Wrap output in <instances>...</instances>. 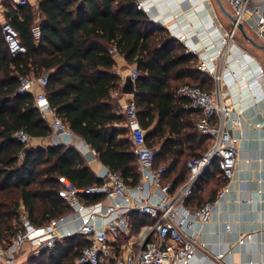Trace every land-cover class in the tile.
<instances>
[{
  "label": "trees",
  "instance_id": "trees-1",
  "mask_svg": "<svg viewBox=\"0 0 264 264\" xmlns=\"http://www.w3.org/2000/svg\"><path fill=\"white\" fill-rule=\"evenodd\" d=\"M37 2L41 28L38 42L31 33L37 23L33 7L28 3L15 9L9 0H3L5 22L16 29L27 51L15 57L10 54L0 23V243L8 242L18 232L21 206L37 228L72 212L58 194L59 177L81 188L103 184L75 149L28 148L13 137L20 129L31 138L52 134L47 120L34 106V96L17 93L22 76L49 75L46 91L51 106L69 129L95 150L100 161L121 174L130 186L139 183V173L126 137V118L117 113L111 97V91L120 84V78L110 74L115 66L111 49L139 71L134 96L138 119L147 130L149 146L161 145L155 166L172 160L165 180L182 184L189 174L187 161L202 156L205 152L201 147L209 145V140L195 129L191 119L194 112L187 109L188 102L175 95L181 82L209 92L206 85L210 80L194 70V56L185 55L184 47L165 28L137 9L136 0ZM155 121L157 126L148 132ZM102 196H93L90 202L96 203ZM132 219L135 232L149 223L145 216L133 215ZM87 245L83 236L67 237L24 264H77Z\"/></svg>",
  "mask_w": 264,
  "mask_h": 264
},
{
  "label": "built area",
  "instance_id": "built-area-1",
  "mask_svg": "<svg viewBox=\"0 0 264 264\" xmlns=\"http://www.w3.org/2000/svg\"><path fill=\"white\" fill-rule=\"evenodd\" d=\"M9 1L15 9L29 3V0ZM225 1L231 9L235 23H232L230 32H224L212 41V46L215 45L213 47L220 46L216 51L208 50L207 47L204 52L193 48L186 43L185 36L178 39L184 43L186 54L198 58L196 69L212 77L214 82V87L209 92L191 85H182L176 91L175 96L178 99L188 102L187 109L199 115L196 130L209 140V147L202 156L187 161V179L176 185L173 180H165L169 165L155 166L159 149L149 146L147 142V130L138 119L135 94L122 112L126 118L131 150L136 157L139 173V183L133 189L135 195L130 192L121 174L110 169L105 170V182L102 185L86 188L78 187L66 177H59V196L72 209L74 215L83 219L79 229L74 232L63 230L65 217L37 228L30 222L24 207L21 206L18 232L8 242L0 243V264H20L17 255L26 245H31L34 252L40 253L52 250L63 239L75 235L83 236L88 242L81 250L77 264H192L198 246L195 227L197 224H208L216 205L230 193V183L235 177L240 157V138L233 134L232 127L242 126L244 108L229 100L223 81L231 72L221 69L218 61L228 51L236 34L240 32V27L245 28L246 24L255 31L264 45V0ZM136 7L141 11L149 10L140 2L136 3ZM1 12L3 10L0 7V14ZM1 27L10 54L13 57L25 54L27 49L21 43L16 29L8 22H3ZM31 33L36 42L41 39L39 23L33 26ZM109 53L115 54L117 50L113 48ZM129 76L136 89L139 80L136 66L130 68ZM19 82L17 93L34 96L35 108L44 119L51 117L54 131L79 139L49 102L46 91L49 84L47 73L39 77L22 76ZM37 89L39 92L36 93ZM13 137L24 147L29 145L31 139L24 129L16 131ZM91 153L96 155L94 149H91ZM19 157L23 159V154L20 153ZM214 167L218 176L223 179L214 199L199 207L189 206V201L196 194L207 191L202 179L209 171L212 172ZM153 188L158 191V196L156 201L150 202L144 195ZM100 195L112 203L105 206L101 201L90 202L91 197ZM137 197L142 201L137 202ZM133 215L145 216L149 223L141 227L135 247L133 244L122 247L118 243L119 238L121 235L130 236ZM226 228L230 229V225ZM251 241V234L240 235L238 239L240 245ZM223 257L224 254L215 256L217 260H222Z\"/></svg>",
  "mask_w": 264,
  "mask_h": 264
},
{
  "label": "crops",
  "instance_id": "crops-1",
  "mask_svg": "<svg viewBox=\"0 0 264 264\" xmlns=\"http://www.w3.org/2000/svg\"><path fill=\"white\" fill-rule=\"evenodd\" d=\"M137 2L149 9L143 12L150 21L165 28L171 37L184 47V50V43L178 40L181 36H185L186 43L193 48L203 51L207 47L208 50L216 51L220 46L218 45V48L213 47L215 45L212 46V41L232 29V22L220 11L216 0H136ZM29 4L36 11V22L39 23L40 13L38 12L37 0H29ZM0 7L3 10L0 14V23L2 24L6 21V9L3 6V0H0ZM223 19H226L227 23ZM248 28L256 38L251 36L245 27L247 35L257 42L258 37L255 31L250 26ZM239 34L242 35L241 32L236 34L228 51L218 61L221 69L225 72H231L225 76L223 81L229 100L239 103L244 108L242 126L232 127L233 134L240 138L239 162L235 177L230 183V193L216 205L212 219L208 224H197L195 227V231L198 233V246L192 264H264V63L257 56L264 50L252 46L244 37L249 45L241 44L236 39ZM257 43L261 44L260 42ZM254 49L258 51L256 52ZM202 55L204 56V54ZM114 59L115 66L110 74L118 76L120 84L117 90L111 91V97L113 104L117 106V113L120 115L127 103L133 99L132 95L122 92L123 84L132 66L118 53L114 54ZM194 70L199 72L196 68ZM199 73L210 80L211 85L207 84L206 87L212 90L214 87L212 77L202 72ZM37 92H39L38 89ZM45 119L52 129L51 117L47 116ZM191 119L196 129L199 115L194 112ZM157 124L155 121L154 126L148 132H151ZM126 137L131 146L129 131ZM55 146L75 149L83 157L92 174L97 179L102 180L103 183L105 182L103 174L109 167L100 161L97 154L91 153L93 148L80 136L79 139H73L52 129V134L48 137L31 138L27 147L46 148ZM208 147L209 145L205 143L200 151L204 153ZM157 148H161V145ZM171 162L172 160H169L164 165L170 166ZM136 168L138 171L137 162ZM186 171L188 174V170ZM173 177L175 178L174 175ZM221 183L222 178L218 176L217 169L214 167L213 171H209L202 179V184L207 187V191L196 194L189 201V206L199 207L204 202L210 201V198H214L221 188ZM127 186L130 192L135 195L133 189L137 185L130 186L127 184ZM149 190V193L144 195L145 199L150 202L156 201L158 191L154 188ZM136 200L137 202L142 201L139 197ZM100 201L105 206L112 203L104 196L100 198ZM133 221L132 219L130 236L121 235L119 238L118 243L122 247L130 244L136 246L141 228L135 232ZM64 222L66 224L63 230L74 232L79 229L83 219L71 212L65 216ZM227 225H230L228 230ZM245 234H251L252 241L240 245L238 239L240 235ZM32 251H34L32 246L26 245L17 255L19 263H23L27 256L26 253L29 254ZM218 254H224L222 260L215 258Z\"/></svg>",
  "mask_w": 264,
  "mask_h": 264
},
{
  "label": "water",
  "instance_id": "water-1",
  "mask_svg": "<svg viewBox=\"0 0 264 264\" xmlns=\"http://www.w3.org/2000/svg\"><path fill=\"white\" fill-rule=\"evenodd\" d=\"M218 7L220 11L228 18L232 23H235V19L233 16L227 11V9L224 7L222 0H216ZM240 32L242 33L243 37L254 47L258 49L264 50V45H261L257 42H255L251 37L247 35V32L243 26L240 27ZM122 92L124 94L132 95L134 96L136 94V89L134 86L133 81L131 80L130 76L128 75L125 79V82L123 84Z\"/></svg>",
  "mask_w": 264,
  "mask_h": 264
},
{
  "label": "rangeland",
  "instance_id": "rangeland-1",
  "mask_svg": "<svg viewBox=\"0 0 264 264\" xmlns=\"http://www.w3.org/2000/svg\"><path fill=\"white\" fill-rule=\"evenodd\" d=\"M222 3H223V5H224V7L227 9V11L231 14V9H230V7L228 6V4L226 3V1H225V0H222ZM223 21L227 23L226 19H223ZM248 26H249L248 24L245 25V27L247 28L248 33H250L251 36H253L254 38H256V37L254 36V34H252V32H251V30L248 28ZM236 39H237L241 44H243V45L248 44V43L245 41V39L243 38V36H242L241 34H239V36L236 37ZM257 42H260V41L257 39ZM260 43H261V42H260ZM248 45H249V44H248ZM254 50H255V49H254ZM255 51L257 52L258 50H255ZM184 53H185V50H184ZM185 55H188V54L185 53ZM257 56H258L259 60H260L261 62L264 63V52H261V53L257 54ZM197 62H198V59H196V61H195V63H194V68L197 67ZM130 65L133 66V64H130ZM184 83H185V82H181L180 84H178L176 91H177V90L180 88V86H181L182 84H184ZM186 83L193 84V85H197V84H196L195 82H193V81H188V82H186ZM208 84L211 85L210 82H209ZM157 147H159V145H157ZM159 149H160V148H159ZM159 152H160V151H159ZM26 254H27V256H26L25 260H23V263H21V264L26 263L27 260H28L30 257L35 256V255H38L39 253L37 254V252L32 251V253L30 252L29 254H28V253H26Z\"/></svg>",
  "mask_w": 264,
  "mask_h": 264
}]
</instances>
